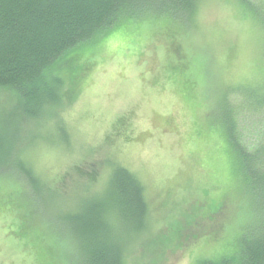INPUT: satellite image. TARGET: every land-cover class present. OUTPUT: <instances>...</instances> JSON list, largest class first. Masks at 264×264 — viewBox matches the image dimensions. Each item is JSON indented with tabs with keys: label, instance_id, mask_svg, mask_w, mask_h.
Masks as SVG:
<instances>
[{
	"label": "rangeland",
	"instance_id": "rangeland-1",
	"mask_svg": "<svg viewBox=\"0 0 264 264\" xmlns=\"http://www.w3.org/2000/svg\"><path fill=\"white\" fill-rule=\"evenodd\" d=\"M195 1L188 22L146 12L69 51L62 102L39 119L0 92L11 137L0 168V264H79L55 216L102 193L115 165L143 185L149 212L146 230L129 236L127 264H199L236 249L255 224L227 123L237 122L248 153L264 155V27L238 0ZM17 160L45 184L50 208L30 194Z\"/></svg>",
	"mask_w": 264,
	"mask_h": 264
},
{
	"label": "trees",
	"instance_id": "trees-1",
	"mask_svg": "<svg viewBox=\"0 0 264 264\" xmlns=\"http://www.w3.org/2000/svg\"><path fill=\"white\" fill-rule=\"evenodd\" d=\"M238 1L264 27V11L254 6L256 1ZM168 2L162 8L153 0H0V92L15 93L24 117L41 118L43 112L59 108L62 102L65 83L59 70L69 51L97 41L120 23L146 12L167 13L186 22L195 13V0ZM257 103L264 105V96ZM234 123H227L229 142L258 217L239 234L236 249L233 245L199 264H264V155L262 147L255 146L248 153L239 142ZM7 131L0 121V168L9 165L11 137ZM13 166L25 177L36 202L54 203L46 197L49 190L45 184L24 161H14ZM110 175L102 193L80 199L74 211L55 216L66 227L65 235L75 247L79 264H127L129 236L147 228L149 212L143 185L119 165Z\"/></svg>",
	"mask_w": 264,
	"mask_h": 264
}]
</instances>
